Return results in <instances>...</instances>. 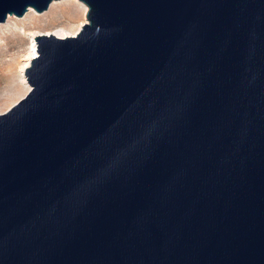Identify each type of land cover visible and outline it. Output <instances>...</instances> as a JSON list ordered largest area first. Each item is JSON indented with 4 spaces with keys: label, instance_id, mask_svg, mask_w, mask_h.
Returning <instances> with one entry per match:
<instances>
[{
    "label": "water",
    "instance_id": "water-1",
    "mask_svg": "<svg viewBox=\"0 0 264 264\" xmlns=\"http://www.w3.org/2000/svg\"><path fill=\"white\" fill-rule=\"evenodd\" d=\"M78 1L0 114V264H264V0Z\"/></svg>",
    "mask_w": 264,
    "mask_h": 264
},
{
    "label": "rangeland",
    "instance_id": "rangeland-1",
    "mask_svg": "<svg viewBox=\"0 0 264 264\" xmlns=\"http://www.w3.org/2000/svg\"><path fill=\"white\" fill-rule=\"evenodd\" d=\"M75 1H54L60 3L52 8L50 5L44 13L39 14L29 9L24 16H9L5 23L0 24V114L27 94L23 93L21 77L24 71L20 68L27 63L32 41L36 44L35 38L32 40L30 37L31 33L50 28L73 32L77 26L81 28L83 21L86 23V14L83 15L82 8L77 3L79 1Z\"/></svg>",
    "mask_w": 264,
    "mask_h": 264
},
{
    "label": "bare ground",
    "instance_id": "bare-ground-1",
    "mask_svg": "<svg viewBox=\"0 0 264 264\" xmlns=\"http://www.w3.org/2000/svg\"><path fill=\"white\" fill-rule=\"evenodd\" d=\"M64 1H67V0H64ZM73 1H75V0H73ZM58 3H60V2H52L50 4L51 5L50 7L52 8L54 5H56ZM77 3L80 4V6L82 8L81 10L83 12V15L85 16L87 8L85 7V5L81 4L80 2H77ZM82 24H84V21L80 25H82ZM79 28H80V26H77L73 32H68V31L61 29V28H50L48 30H44L43 32L35 31V32L31 33L30 37H32L31 38L32 40H34V38L40 34L54 35V36L59 37V38L72 37L78 33ZM30 48H31V46H30ZM30 50H31L30 53L28 52L29 54H27L28 55L27 56V63L24 64V66H22L20 68L21 71H25V69L29 66V63L31 62V60L34 59L36 56V53H37L36 52V44H34L33 41H32V49H30ZM21 83L23 84V93L26 94L29 91V86L25 80L24 74L21 77Z\"/></svg>",
    "mask_w": 264,
    "mask_h": 264
}]
</instances>
